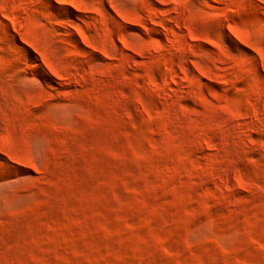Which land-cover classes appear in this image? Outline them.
Segmentation results:
<instances>
[{"label":"rangeland","instance_id":"1","mask_svg":"<svg viewBox=\"0 0 264 264\" xmlns=\"http://www.w3.org/2000/svg\"><path fill=\"white\" fill-rule=\"evenodd\" d=\"M0 264H264V0H0Z\"/></svg>","mask_w":264,"mask_h":264},{"label":"bare ground","instance_id":"2","mask_svg":"<svg viewBox=\"0 0 264 264\" xmlns=\"http://www.w3.org/2000/svg\"><path fill=\"white\" fill-rule=\"evenodd\" d=\"M57 12L60 13V14H63L62 11H57Z\"/></svg>","mask_w":264,"mask_h":264}]
</instances>
